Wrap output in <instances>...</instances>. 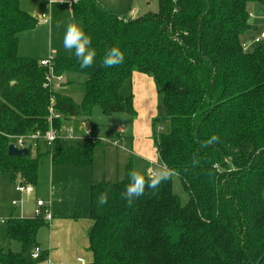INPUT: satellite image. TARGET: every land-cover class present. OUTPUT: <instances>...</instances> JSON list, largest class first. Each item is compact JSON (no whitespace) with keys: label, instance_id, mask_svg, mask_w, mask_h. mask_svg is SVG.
<instances>
[{"label":"trees","instance_id":"1","mask_svg":"<svg viewBox=\"0 0 264 264\" xmlns=\"http://www.w3.org/2000/svg\"><path fill=\"white\" fill-rule=\"evenodd\" d=\"M98 4L72 3L73 17L92 38L94 63L81 68L74 52L54 60L57 75L86 77L77 102L44 87L49 69L19 53L20 33L33 29L37 17L21 0H0V172L37 186L41 153L14 157L8 148L10 136L49 129L52 96L63 115L54 120L58 128L69 121L78 128L96 106L107 116L135 117L134 96L122 89L134 72L147 74L165 111L153 120L160 162L176 171L190 200L181 202L172 177L129 206L124 192L132 165L122 180L92 184L93 264H264V45L243 47L244 37L259 28L251 8L264 0H159V12L135 19ZM112 46L120 47L124 62L105 68L101 61ZM213 135L218 141L205 146ZM99 144L58 142L47 152L53 165L92 167ZM105 191L108 201L100 205ZM47 223L44 211L8 219V237L22 248L0 249V264L47 260L43 250L33 257Z\"/></svg>","mask_w":264,"mask_h":264},{"label":"crops","instance_id":"2","mask_svg":"<svg viewBox=\"0 0 264 264\" xmlns=\"http://www.w3.org/2000/svg\"><path fill=\"white\" fill-rule=\"evenodd\" d=\"M35 2H39V0H21V7L37 17L38 22L33 29L25 30L20 33V55L40 59L50 55H54L55 57L71 56L73 52H68L64 49L63 38H57L55 33L58 28L65 32L67 22L73 17L72 3L69 4L68 2L61 3L57 0H48L47 2L45 1L46 4L44 3V10L42 11L39 7L33 5ZM98 2L101 6L106 9L109 8V10L117 13L121 17L123 15L120 14H124V10L131 12L134 9V0H113V2H111L112 5L108 4L107 1H105L106 3H101V0H98ZM67 3L69 5L65 8ZM251 9L255 14V17H252V22L259 27V30L264 26V5H255L254 8ZM45 12L50 14L49 22L41 21L38 18L40 14ZM77 21L80 22L84 28L83 23L79 20ZM41 22L45 24L43 25L42 34L37 30ZM58 24L60 25L59 27L57 26ZM63 77L64 83L61 87H58L57 91L71 97H73L71 93H64L63 90H65L70 83H82L86 81V78H80L81 75L75 73H66L63 74ZM125 87H127L129 93L131 92L134 96V106L137 114L133 118L125 116L124 122H127L125 124L126 127H124V129L122 126L119 129L125 130L128 140L125 145H131V154H136L139 158L137 163H134L132 160V169L143 171L150 166L143 157H150L160 162L159 153L153 139V120L161 116L163 112L159 105L160 100L157 87L151 76L140 72H134L131 80L125 83ZM74 100L77 101L75 98ZM87 119L91 118L81 120L85 122ZM118 138L119 136L112 137L111 139ZM74 141H64L60 143V145L76 146V144L73 143ZM85 143L86 141H84V144ZM45 146V144L41 143L37 148L33 149H36L37 153H42L49 149ZM121 146L123 145L120 143V146L117 147ZM117 166L119 168V163ZM152 167H155V165H152ZM17 181L19 182L15 187L14 184H12L14 181L10 174L0 172V249H10L15 252L20 251L22 246L19 241L9 239L7 233L8 219L11 217H35L36 209L38 208L37 203L32 211L17 210L15 208V195L18 194L17 191L25 192L27 191L26 188H28L27 185H22L20 183V178H17ZM91 185L92 184H89L90 187ZM18 186H24L25 190H18ZM89 205L90 198L88 197L87 208L85 210H78L77 205L66 211H57V209L52 208V206L49 207L52 219L48 221L46 226L39 230L37 236L40 248L43 251H47L48 258L37 264H77V258L79 256H84L88 260L93 261V252L89 249V232L94 224V220L90 217Z\"/></svg>","mask_w":264,"mask_h":264},{"label":"rangeland","instance_id":"3","mask_svg":"<svg viewBox=\"0 0 264 264\" xmlns=\"http://www.w3.org/2000/svg\"><path fill=\"white\" fill-rule=\"evenodd\" d=\"M45 1L47 2L48 0H39V2H35L33 5L39 7L40 10L43 11L44 5L46 4ZM105 1H107L108 4L113 2V0ZM105 1L101 0V3H106ZM69 4L67 3L65 8ZM133 4V11L130 12L124 10V14L120 15H123L122 17H125L126 19H135L146 13L159 12V0H134ZM43 25L45 24H42L41 22V25L38 26L37 30H39L38 32H40V34L43 32ZM56 31L55 36L62 39L64 32L59 30V28ZM257 31L249 32L244 39H246V41L251 40ZM80 78L86 77L81 75ZM63 91L64 93H71L77 101H80L85 91L84 82L70 83ZM122 94H129L125 85L122 89ZM159 100L160 109L164 114L163 102L160 98ZM125 116L133 118V116L126 113H114L112 116H107L103 113L100 106L94 107L91 119L85 121L87 128L92 126L94 133L99 136L111 138L119 136L118 139H120V143L123 146L117 147L108 142L100 143L94 150L93 166L84 168H78L72 164L53 165L50 154H48L47 151L42 152L40 156L38 184L36 187L27 185L29 189L25 192L17 191L18 194L15 195V208L17 210L22 209L32 211L36 206L37 200L40 199L47 202L49 207L52 206V208L57 209V211H66L72 209L76 205L78 206V210H85L87 208L88 197L90 198L89 184L99 183L103 180L116 182L124 179L127 175L128 166L132 165V160L134 163H137V160L139 159L136 154H131V145H125L128 141L127 134L119 133V128L122 126L123 128L126 127L125 124L127 122H124ZM73 143H75L76 146H79L84 144V141L78 139ZM31 155L33 157L37 156L36 149L31 150ZM118 163L119 168L117 166ZM18 178L21 180L20 175H18ZM18 182L19 181H14L12 184L16 187ZM173 186L174 191L179 195L181 202L183 204L188 203L190 200V193L184 188L182 180L178 175L173 177Z\"/></svg>","mask_w":264,"mask_h":264},{"label":"clouds","instance_id":"4","mask_svg":"<svg viewBox=\"0 0 264 264\" xmlns=\"http://www.w3.org/2000/svg\"><path fill=\"white\" fill-rule=\"evenodd\" d=\"M65 2V0H61ZM98 6H100L98 4ZM60 26L59 24L57 25ZM63 47L68 52H74L75 57L80 63L81 68L90 67L96 58V49L92 46V38L86 34L82 24L71 17L65 26L63 37ZM124 62V53L119 46H112L105 52L101 64L105 68L116 67ZM54 139V137H50ZM218 136H211L205 141V146L217 142ZM150 165L146 170L132 169L128 173L129 183L126 185L124 198L127 204L131 206L135 199L145 193L146 188L155 190L162 182L167 181L176 175V171L169 167L167 163H161L150 157H143ZM193 165L198 163L196 154L193 155ZM155 165V167H152ZM108 193L105 191L98 197L100 205L106 204Z\"/></svg>","mask_w":264,"mask_h":264},{"label":"built area","instance_id":"5","mask_svg":"<svg viewBox=\"0 0 264 264\" xmlns=\"http://www.w3.org/2000/svg\"><path fill=\"white\" fill-rule=\"evenodd\" d=\"M61 2V0H57ZM78 0H65L63 3H74ZM62 3V2H61ZM250 15L252 17H255V14L251 11ZM38 18L41 21L49 22L50 20V14L45 12L38 16ZM258 45H264V26L260 28L256 35L248 41L243 42V47L245 50H250L253 47ZM54 55H50L46 58L40 59V64L47 67L49 69V72L46 77V81L44 83V87L50 88L52 91H57L58 86L61 87V85L64 83V77L63 75H57L54 72ZM55 104V97H51V104L49 107L50 116H49V124L50 127L45 133H41L40 131H37L35 133L29 134L27 136H10L12 143H16L17 145L21 147H29L30 151L33 148H37L41 143L45 144L49 149H52L57 145V143H62L64 141H74V140H84V141H91L93 143H102V142H108L114 146H120V140L118 139H111L108 137H99L94 134L93 127L90 126L87 128L86 123L82 122V124L79 125L77 128L75 124L71 121L64 124L62 128L56 127L54 120L57 118H61L63 115L58 112L54 108ZM120 134H124V129H119ZM50 137H54V139H50ZM18 190H25L24 186H18ZM29 189V188H26ZM38 208L36 209V215H40L44 211V216L47 221H50L52 219L51 210L49 208V204L43 200L37 201ZM41 248L37 247L33 251V257L37 258L40 255ZM77 264H93V261L88 260L84 256H79L77 258Z\"/></svg>","mask_w":264,"mask_h":264},{"label":"water","instance_id":"6","mask_svg":"<svg viewBox=\"0 0 264 264\" xmlns=\"http://www.w3.org/2000/svg\"><path fill=\"white\" fill-rule=\"evenodd\" d=\"M8 153L11 156L17 157V156H28L30 154V148L29 147H21L17 145L16 143H11L8 148Z\"/></svg>","mask_w":264,"mask_h":264}]
</instances>
